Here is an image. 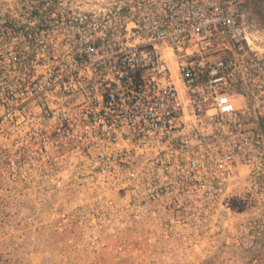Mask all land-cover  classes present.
I'll return each mask as SVG.
<instances>
[{"label":"built area","instance_id":"2783aa9c","mask_svg":"<svg viewBox=\"0 0 264 264\" xmlns=\"http://www.w3.org/2000/svg\"><path fill=\"white\" fill-rule=\"evenodd\" d=\"M256 40L241 0H0V209L94 253L264 242Z\"/></svg>","mask_w":264,"mask_h":264},{"label":"rangeland","instance_id":"374dc122","mask_svg":"<svg viewBox=\"0 0 264 264\" xmlns=\"http://www.w3.org/2000/svg\"><path fill=\"white\" fill-rule=\"evenodd\" d=\"M245 21L264 48V0H241ZM49 207L36 208L16 194L0 209V264H248L255 253H264V242L225 239L200 242L191 255L181 257L176 249L155 248L156 255L94 253L80 232L60 231ZM195 249V250H194Z\"/></svg>","mask_w":264,"mask_h":264}]
</instances>
